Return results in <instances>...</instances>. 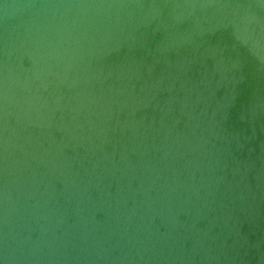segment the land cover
<instances>
[{
    "label": "water",
    "instance_id": "1",
    "mask_svg": "<svg viewBox=\"0 0 264 264\" xmlns=\"http://www.w3.org/2000/svg\"><path fill=\"white\" fill-rule=\"evenodd\" d=\"M163 2L0 0V264H264V0Z\"/></svg>",
    "mask_w": 264,
    "mask_h": 264
},
{
    "label": "bare ground",
    "instance_id": "2",
    "mask_svg": "<svg viewBox=\"0 0 264 264\" xmlns=\"http://www.w3.org/2000/svg\"><path fill=\"white\" fill-rule=\"evenodd\" d=\"M162 1H164L163 4L174 3V4H181V5H188L190 10L196 9L198 4L204 2V0H160V3ZM254 1H256V0H254ZM261 1L263 2V0H260V2ZM85 2L91 3V4H104V5H106V4H112V5H124V4H126V6H131L132 4H134L133 3L134 0H85ZM263 4H264V2L262 3V6H263Z\"/></svg>",
    "mask_w": 264,
    "mask_h": 264
}]
</instances>
